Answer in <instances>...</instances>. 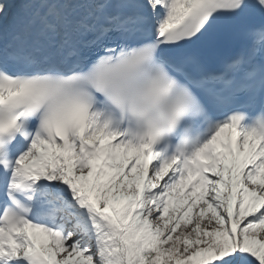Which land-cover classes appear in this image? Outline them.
<instances>
[{"label":"snow or ice","instance_id":"snow-or-ice-1","mask_svg":"<svg viewBox=\"0 0 264 264\" xmlns=\"http://www.w3.org/2000/svg\"><path fill=\"white\" fill-rule=\"evenodd\" d=\"M0 264H264V0H0Z\"/></svg>","mask_w":264,"mask_h":264}]
</instances>
